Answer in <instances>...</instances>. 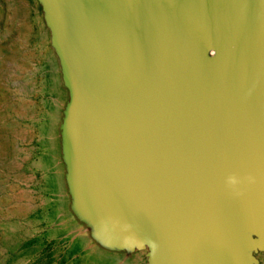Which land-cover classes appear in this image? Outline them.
Returning <instances> with one entry per match:
<instances>
[{"label": "water", "instance_id": "water-1", "mask_svg": "<svg viewBox=\"0 0 264 264\" xmlns=\"http://www.w3.org/2000/svg\"><path fill=\"white\" fill-rule=\"evenodd\" d=\"M40 2L71 92L63 136L76 212L75 198L101 240L147 248L148 264H254L264 0Z\"/></svg>", "mask_w": 264, "mask_h": 264}, {"label": "rangeland", "instance_id": "rangeland-1", "mask_svg": "<svg viewBox=\"0 0 264 264\" xmlns=\"http://www.w3.org/2000/svg\"><path fill=\"white\" fill-rule=\"evenodd\" d=\"M70 102L40 0H0V264H148L147 248L106 243L103 227L74 208L63 136ZM252 255L264 264V250Z\"/></svg>", "mask_w": 264, "mask_h": 264}, {"label": "bare ground", "instance_id": "bare-ground-1", "mask_svg": "<svg viewBox=\"0 0 264 264\" xmlns=\"http://www.w3.org/2000/svg\"><path fill=\"white\" fill-rule=\"evenodd\" d=\"M71 179L72 178H70V184H71ZM78 200L75 198V206H76V208H77V210H78V212L84 217V218H86L87 220H89V222L91 223V225L93 224L92 223V220H90L89 219V213L87 214V213H85V211L84 210H86V209H84V210H82L80 207H79V205H78ZM87 211V210H86ZM95 222V221H94ZM104 229V228H103ZM104 232H105V229H104ZM106 233V232H105ZM97 236H101L102 237V235L101 234H98L97 233Z\"/></svg>", "mask_w": 264, "mask_h": 264}, {"label": "clouds", "instance_id": "clouds-1", "mask_svg": "<svg viewBox=\"0 0 264 264\" xmlns=\"http://www.w3.org/2000/svg\"><path fill=\"white\" fill-rule=\"evenodd\" d=\"M236 182L237 181L235 180V178H232L231 181H230L231 184H235Z\"/></svg>", "mask_w": 264, "mask_h": 264}, {"label": "crops", "instance_id": "crops-1", "mask_svg": "<svg viewBox=\"0 0 264 264\" xmlns=\"http://www.w3.org/2000/svg\"><path fill=\"white\" fill-rule=\"evenodd\" d=\"M127 264H144V263L135 262V263H127Z\"/></svg>", "mask_w": 264, "mask_h": 264}]
</instances>
